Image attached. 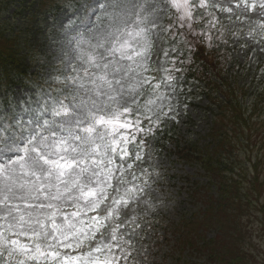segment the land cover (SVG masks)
I'll return each instance as SVG.
<instances>
[{
  "label": "snow or ice",
  "instance_id": "6c2138e0",
  "mask_svg": "<svg viewBox=\"0 0 264 264\" xmlns=\"http://www.w3.org/2000/svg\"><path fill=\"white\" fill-rule=\"evenodd\" d=\"M70 3L63 0L62 7ZM76 16L79 23L64 14L53 21L61 59L36 74L31 92L9 94L7 107L0 101V264L128 260L139 227L131 205L149 201L144 188L127 186L125 173L135 174L132 160H145L143 137L152 129L141 124L174 110L168 101L161 115L157 104L172 96L176 79L154 59L160 33L186 29L211 47L213 40L227 43L225 32L239 39L228 26L238 21L247 24L249 39L259 29L256 42L264 41V0H80ZM163 19L172 25L165 28ZM180 36L184 43L185 33ZM154 66L169 73L167 93L156 91L162 88L156 77L145 76Z\"/></svg>",
  "mask_w": 264,
  "mask_h": 264
},
{
  "label": "trees",
  "instance_id": "16d2710c",
  "mask_svg": "<svg viewBox=\"0 0 264 264\" xmlns=\"http://www.w3.org/2000/svg\"><path fill=\"white\" fill-rule=\"evenodd\" d=\"M18 1L0 0V101L8 100L16 86L30 90L29 85L36 80V74L49 68L45 56L37 50V42L48 29L43 25L44 21L52 22L65 10L63 0ZM79 5L80 0H71L67 10L74 11ZM220 50L208 48L203 51L195 47L194 52L187 50L178 58L177 68L182 72L179 74L184 73L187 82L195 85L196 92L207 102L205 111L210 115L211 125L205 135L206 143L184 141L176 126L165 131L155 130L156 149L164 150L166 145L172 144V155L177 161L194 165L204 173L205 184L193 182L191 186L192 195L200 202L201 209L192 219L182 217L177 223L167 224L162 217L143 218L146 227L153 229L152 238L157 245L161 240L167 241L164 234H172L174 239L168 241L172 243L169 254L161 256L159 262L148 256L138 262L133 253L128 260H121V264H129V261L131 264H179L183 252L204 257V264H243L245 257L249 260V242L228 226L231 220L243 225V219L251 217L250 212L262 223L264 203L260 201L264 199V178L260 179L258 175L260 159L257 154L251 158L249 149V152L243 151V158L238 156L236 151L241 142L239 138L234 139V132L238 128L242 143L247 145L259 117L264 126V88L250 94L252 105H246L244 83L239 75L225 71L222 58L226 54ZM31 68L32 74L29 73ZM137 140H141L140 132ZM206 227L215 229L214 238L204 237Z\"/></svg>",
  "mask_w": 264,
  "mask_h": 264
},
{
  "label": "rangeland",
  "instance_id": "374dc122",
  "mask_svg": "<svg viewBox=\"0 0 264 264\" xmlns=\"http://www.w3.org/2000/svg\"><path fill=\"white\" fill-rule=\"evenodd\" d=\"M19 2L18 0H15ZM12 12V10H9ZM221 19L226 20L227 14L217 13ZM74 17V15H69ZM60 17V16H59ZM250 18H255L251 16ZM23 19V18H22ZM21 19V20H22ZM233 19H235L233 17ZM79 23V19H76ZM163 21V20H162ZM161 21V24L163 23ZM45 27L49 28L47 35H40V40L37 42V50L45 56V61H48L49 65L56 64L57 61L61 59L62 50L53 37L58 36L59 34L53 28V22L51 27L48 26L47 22L44 21L43 24ZM230 28L235 31L239 39L234 38L231 34L225 32V37L227 38V43H222L219 40H213V46L209 47L207 43L203 40L202 37H193L188 36L186 29H181L186 36L193 38L191 41L192 47H198L199 49L208 50H222L224 49L225 58H222L225 71H228L231 75L237 74L241 77V81L244 83V88L246 89L247 96L244 97L245 104L251 106V100L248 97L250 94L255 93L257 89L264 88V52L259 51V48L264 41L259 40L260 30H256V35L253 39H249L250 35L247 24H240L238 21L235 24H229ZM197 29L202 27V25L195 26ZM243 29V31H241ZM159 31V30H158ZM220 31L224 32V28L221 27ZM215 31L212 30L210 34H214ZM162 33H160V39L158 41V51H154V59L158 60L164 67L171 69V76L180 69H176L178 62L174 58V52H169L168 56H164V51L169 48H162L160 43ZM197 41H201L197 43ZM243 45V47H242ZM162 48V49H161ZM205 53V52H204ZM208 54V53H207ZM210 54V53H209ZM208 54V55H209ZM171 61H175L172 63ZM43 62V61H42ZM181 65H186L182 63ZM47 68V67H46ZM44 69V72L46 70ZM35 70V68H34ZM33 72V69L29 71ZM157 75H155L154 73ZM169 74L163 71H159L155 68L150 73L146 72L145 76H154L156 79L153 81L155 83H161L162 88L160 90L163 93L168 92L167 85L163 84V76ZM175 90L171 97L166 96L165 101H157V104L162 105L161 115L163 112L168 111L167 102L170 101L173 111L168 113V116L163 117L162 121H156L155 124L150 123L149 121H144L153 128L160 123L164 126H171L175 124L179 129V137H181L186 142H196V143H206V134L210 127V115L205 111L207 102L203 99L200 94H197L193 87L187 86V90L184 88L186 86L183 81L179 78H176L174 81ZM16 90L19 87H15ZM25 91V90H24ZM17 92V91H16ZM19 95L17 92L13 97ZM148 95H151L149 92ZM241 98V96L239 97ZM143 103V98H141ZM174 116L175 119H170L169 117ZM255 117V115L253 116ZM262 118H258L255 121V129L253 135L250 137L247 145L242 143V139L239 135V130L234 132V139L239 138L241 142V147H238L236 152L239 156H243V151L249 152L251 150V157H254L257 154V157L260 159L258 164V175L260 179L264 178V126L261 125ZM143 122V123H144ZM142 125V124H141ZM125 130V129H122ZM153 144L149 145L152 147ZM130 147V146H129ZM260 148V149H259ZM250 149V150H249ZM168 150H171V155L169 156ZM145 155L144 162H137L132 160L134 173L144 166H148L152 170L148 173L147 177H144V182L135 178V174L132 172H126L125 178L130 181L127 185L128 187L139 185L146 190V196L143 199H148L149 204H133L131 207L135 209V212L132 213V218L134 219V224H138L139 227L136 228L135 233H133V223L127 224V231L133 233L132 239L135 244V252L137 255H143L151 257L155 262H159L161 256L169 254L172 243H168L173 236H165L167 241H160L157 246L154 239L151 235L154 234L152 229H147L145 232V224L140 225L139 220L143 218H153V217H162L166 220V223L170 222H180L181 218L183 219H192L193 214L197 213L200 209V202L192 195L191 193V182H198L203 186L206 182V178L203 175V172L199 171L196 166L184 164L180 161H176V156H173L174 151L172 149V144L166 146L165 150H158L155 153H151L148 150L144 151ZM240 180V178H238ZM150 185V187H149ZM264 203L262 198L260 203ZM244 205V204H242ZM150 207L154 210H150ZM244 214L246 212L245 207L243 206ZM251 217L243 219V225L237 221L231 220L228 228L235 234L240 233V237L247 239L248 251H249V260L245 257L242 261L243 264H264V220L260 223L259 218L253 212H250ZM87 220V217H84ZM237 220V216L235 217ZM144 221V220H143ZM87 230V225L85 226ZM199 230H204V237L206 239H212L216 235L215 229L212 227H206L204 229L198 228ZM123 230V229H122ZM237 231V232H236ZM199 232V231H198ZM127 247V246H125ZM202 251V250H201ZM119 252V248H117ZM179 264H200L203 262L204 257H198L197 255H190L188 252H183L179 256Z\"/></svg>",
  "mask_w": 264,
  "mask_h": 264
}]
</instances>
